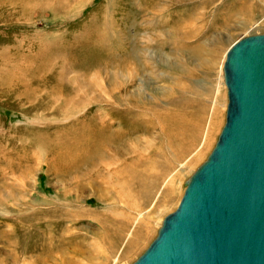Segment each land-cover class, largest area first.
<instances>
[{
    "label": "rangeland",
    "instance_id": "374dc122",
    "mask_svg": "<svg viewBox=\"0 0 264 264\" xmlns=\"http://www.w3.org/2000/svg\"><path fill=\"white\" fill-rule=\"evenodd\" d=\"M259 34L264 0H0V264H132L217 142L226 51ZM115 39L145 79L107 59ZM127 84L148 109L125 137L140 159L80 190L71 150Z\"/></svg>",
    "mask_w": 264,
    "mask_h": 264
},
{
    "label": "water",
    "instance_id": "95a60500",
    "mask_svg": "<svg viewBox=\"0 0 264 264\" xmlns=\"http://www.w3.org/2000/svg\"><path fill=\"white\" fill-rule=\"evenodd\" d=\"M223 75L217 142L132 264H264V34L233 44Z\"/></svg>",
    "mask_w": 264,
    "mask_h": 264
},
{
    "label": "bare ground",
    "instance_id": "6f19581e",
    "mask_svg": "<svg viewBox=\"0 0 264 264\" xmlns=\"http://www.w3.org/2000/svg\"><path fill=\"white\" fill-rule=\"evenodd\" d=\"M244 38H246V37H244ZM244 38H241V39H244ZM241 39H238L234 43H232L231 46L228 48V50L232 47L233 44L237 43ZM115 41H116V39L114 40V42L112 41L113 43L109 42V44H108L109 50L108 51H113V52L115 51V52H117V54L116 55L113 54L112 56L110 55L107 57V59L112 60V62L115 63V56L116 57L119 56L116 63H118L117 67H120V68H123V65H125V63H127L128 65H129V63L133 64L132 68L130 69V72L132 73V75L129 74V76H131V77H129V80H128L129 83H131V82L133 83V81H132L133 78L140 77V76L142 77V75H143V78L145 79L146 78L145 75L149 74V69L145 70V72L142 74V72H141L142 68L140 66V63L142 61L143 55L142 56H139V55L136 56L137 62L139 63V64H137L136 62L133 61V60H135L134 54L126 52V47L124 45H122V43L118 44V42L116 43ZM135 45H137V44H135ZM105 49H107V48L105 47ZM227 51H226V53H227ZM162 57H163V55H162ZM164 59H167V58H164ZM225 61H226V54H225L224 64H225ZM224 64H223V66H224ZM166 66H168V65H166ZM168 68H170V67H168ZM179 68H183V66L179 67ZM151 71H152V69H151ZM153 75L154 74L152 72H150V76H153ZM222 79H224V75H223V78L221 76L220 84H223ZM128 84L123 85V86L120 85L116 89V93L108 100L110 105H116L115 107H111L109 109L111 114H105L104 116H102V118H100L99 121H93V122H96V125L100 124V125H98L100 128V130L98 132V138L96 139L95 135L93 134L89 138L87 146L85 148H82V149L81 148H73L71 150V152L73 150L75 151V156H77L78 161L82 162V164L79 167V168L82 167V169L79 170L77 168V170L75 169V170H73V172H76V173L77 172H83L84 173V180H86L89 177H92L94 174H95L94 177L98 178L97 173H99L100 170L96 171V168L99 167V169H100L104 164L113 163V165H114V164H118L120 162L121 163L135 162V161H138L140 159L139 156L133 155L128 160H125V157H127L126 155L128 153L131 154V151L129 148H132L130 146V145H132V143L129 142L130 145H128L127 142L125 141V137L130 138L134 132L139 131V130L145 131L143 126H139L140 120L138 118L141 114H145L148 109H147L145 103L141 102L137 95H134V93L133 94L130 93V87L128 86ZM224 85H225V82H224ZM225 87H226V85H225ZM106 105H108V104H106ZM121 106H123L124 108L122 109ZM126 110H128L129 114H124V111H125V113L127 112ZM114 111H117L118 114H112ZM99 117H101V116H99ZM146 120H147V118H146ZM150 120H152V119H150ZM185 120L187 121L188 119H185ZM89 121H92V120H89ZM88 124H89V122H88ZM133 127H136V129L132 130V131L124 132L125 129L129 130L130 128H133ZM161 127L163 128V126H161ZM151 128H153V126ZM182 130H183V128H182ZM146 131H147V129H146ZM181 132H183V131H181ZM177 133H179V132H177ZM192 133L194 135V132H192ZM187 134H190V133L188 132ZM174 136L176 137V135H174ZM182 136H183V134H182ZM175 137H173V138H175ZM193 137H195V136H193ZM95 143L97 144V147L94 149ZM194 143H195V141H194ZM72 166H74V165H72ZM84 167H86V168H84ZM86 182H87V184H84V185L80 183L81 185L79 184L80 186L78 187V189L84 190L86 188L85 185H88L87 187H91L92 182L90 180H86Z\"/></svg>",
    "mask_w": 264,
    "mask_h": 264
}]
</instances>
